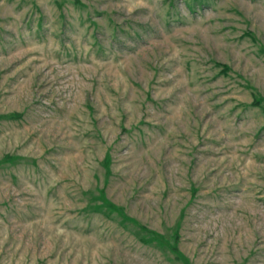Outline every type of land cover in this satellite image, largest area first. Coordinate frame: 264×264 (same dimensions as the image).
<instances>
[{
    "label": "rangeland",
    "instance_id": "rangeland-1",
    "mask_svg": "<svg viewBox=\"0 0 264 264\" xmlns=\"http://www.w3.org/2000/svg\"><path fill=\"white\" fill-rule=\"evenodd\" d=\"M0 264H264V0H0Z\"/></svg>",
    "mask_w": 264,
    "mask_h": 264
}]
</instances>
